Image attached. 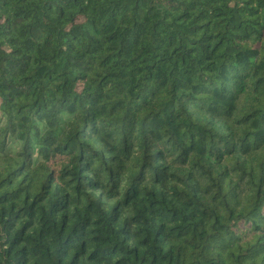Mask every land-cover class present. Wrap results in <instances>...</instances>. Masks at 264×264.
<instances>
[{
    "label": "trees",
    "instance_id": "16d2710c",
    "mask_svg": "<svg viewBox=\"0 0 264 264\" xmlns=\"http://www.w3.org/2000/svg\"><path fill=\"white\" fill-rule=\"evenodd\" d=\"M0 264H264V0H0Z\"/></svg>",
    "mask_w": 264,
    "mask_h": 264
}]
</instances>
